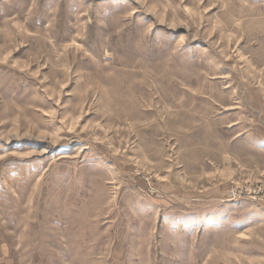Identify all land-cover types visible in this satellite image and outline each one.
Instances as JSON below:
<instances>
[{
  "label": "rangeland",
  "instance_id": "obj_1",
  "mask_svg": "<svg viewBox=\"0 0 264 264\" xmlns=\"http://www.w3.org/2000/svg\"><path fill=\"white\" fill-rule=\"evenodd\" d=\"M0 264H264V0H0Z\"/></svg>",
  "mask_w": 264,
  "mask_h": 264
}]
</instances>
